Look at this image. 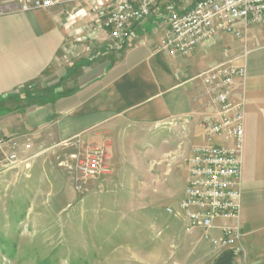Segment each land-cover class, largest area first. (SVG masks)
Returning <instances> with one entry per match:
<instances>
[{
    "label": "crops",
    "instance_id": "0c3cea01",
    "mask_svg": "<svg viewBox=\"0 0 264 264\" xmlns=\"http://www.w3.org/2000/svg\"><path fill=\"white\" fill-rule=\"evenodd\" d=\"M71 7L63 0L21 10L10 0L0 11V138L27 142L31 152L171 125L196 142L212 112L199 74L224 60L243 65L234 86L245 100L239 246L264 264V229H254L247 210L249 190L264 184V14L241 37L220 33L181 55L160 48L163 7L132 23L120 49L83 11L66 24Z\"/></svg>",
    "mask_w": 264,
    "mask_h": 264
},
{
    "label": "rangeland",
    "instance_id": "374dc122",
    "mask_svg": "<svg viewBox=\"0 0 264 264\" xmlns=\"http://www.w3.org/2000/svg\"><path fill=\"white\" fill-rule=\"evenodd\" d=\"M198 127L196 142L163 125L20 153L18 167L0 171V264H211L217 252L167 210ZM95 147L103 170L79 187L75 165ZM249 192L252 225L264 229V184ZM235 251V264H254L247 248Z\"/></svg>",
    "mask_w": 264,
    "mask_h": 264
},
{
    "label": "built area",
    "instance_id": "2783aa9c",
    "mask_svg": "<svg viewBox=\"0 0 264 264\" xmlns=\"http://www.w3.org/2000/svg\"><path fill=\"white\" fill-rule=\"evenodd\" d=\"M21 10L48 7L63 0H15ZM66 24H73L83 11L105 29L117 48H122L132 23L149 17L163 7L167 29L160 48L169 54H188L220 33L244 35L249 21L264 14V0H65ZM210 97L212 112L198 125L203 135L185 158V185L175 209L188 234L217 254L239 246L242 151L244 138L243 97L234 95L235 80L244 78L245 67L224 60L199 74ZM17 138H0V171L18 167L20 153L29 148ZM99 147L87 149L75 168L77 183L94 177L103 168Z\"/></svg>",
    "mask_w": 264,
    "mask_h": 264
},
{
    "label": "trees",
    "instance_id": "16d2710c",
    "mask_svg": "<svg viewBox=\"0 0 264 264\" xmlns=\"http://www.w3.org/2000/svg\"><path fill=\"white\" fill-rule=\"evenodd\" d=\"M237 254L233 249H224L214 257L211 264H235Z\"/></svg>",
    "mask_w": 264,
    "mask_h": 264
}]
</instances>
